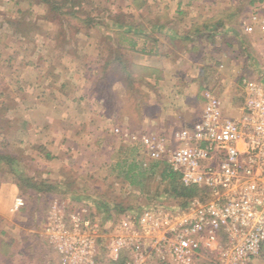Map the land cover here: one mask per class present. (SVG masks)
Listing matches in <instances>:
<instances>
[{
    "label": "crops",
    "instance_id": "1",
    "mask_svg": "<svg viewBox=\"0 0 264 264\" xmlns=\"http://www.w3.org/2000/svg\"><path fill=\"white\" fill-rule=\"evenodd\" d=\"M49 1L63 3V0ZM200 1L176 0V11H170V0H128L125 5L113 6L116 11L104 19L90 15L94 25L100 26H80L69 33L71 38L67 41V29L64 28L65 38H62L61 22L53 16L49 4L41 0H14L19 6L28 2L33 9V24L44 26V29H35L33 45L24 47L16 41L25 38V34L0 32V69L3 73L0 81L11 80L19 86L10 97L15 103L10 109L14 111L12 121L15 117H26L10 124L21 123L27 135H33L32 140L15 147L14 151L23 153L18 156L6 151L9 149L5 143L6 133L0 132L3 137L0 153L6 154L12 163L10 165L6 160L3 162L5 167L0 169V264L7 259L24 258L28 251L27 240L30 238L27 236L14 244L4 237L5 230L13 231L18 227L16 223L11 226L7 220L18 218L17 214L25 209L33 215V264H61L58 253L44 236L51 207L58 200L65 202L63 197L69 191L70 195H76L74 200L80 202L76 205L67 200L75 208H94L99 200L97 196H102L85 185L72 190L64 186L68 180L63 172L68 166L69 152L78 155L87 150L84 142L100 143L108 136L107 130L112 131L119 143H125L124 139L132 131L158 133L183 127L197 120L203 111V91L210 81L208 73L225 68L220 71L219 83L224 86L241 75H255L253 70H247L248 64L258 65L264 61V54L247 62L245 57L231 56L233 52L230 54L229 51L233 48L225 41V28L213 32L214 26L208 22L220 13L216 12L217 4L210 0ZM159 5L162 9L151 14L153 7ZM134 12L141 13L142 23L130 20ZM3 39L6 40L2 42ZM10 40H13L12 44ZM259 43L264 47V39ZM8 51L12 60L6 54ZM219 51H225L229 60L219 59ZM117 59L123 62L125 69L129 68V72L114 75L109 93L102 92L97 71ZM12 69L15 73L11 76L5 74ZM134 82L139 87H133ZM25 99L31 104L24 108L21 106ZM227 106L230 111L231 107ZM101 148L106 149L102 145ZM26 178L32 183L43 180L52 186L64 185L56 193L24 191L21 186ZM17 197H23L24 204L17 212H12ZM17 220L25 223V218ZM104 264L116 263L106 259ZM204 264L209 263L205 261Z\"/></svg>",
    "mask_w": 264,
    "mask_h": 264
},
{
    "label": "built area",
    "instance_id": "2",
    "mask_svg": "<svg viewBox=\"0 0 264 264\" xmlns=\"http://www.w3.org/2000/svg\"><path fill=\"white\" fill-rule=\"evenodd\" d=\"M248 34L264 35V1L249 17ZM241 77L244 105L227 116L222 99L203 91L200 117L164 132L132 131L125 143L145 169L164 163L201 196L181 207L163 201L103 219L86 207L56 201L44 225L61 264H251L264 247V61ZM254 65V66H255ZM255 66V67H256ZM231 113V112H230ZM24 204L17 197L11 208Z\"/></svg>",
    "mask_w": 264,
    "mask_h": 264
},
{
    "label": "rangeland",
    "instance_id": "3",
    "mask_svg": "<svg viewBox=\"0 0 264 264\" xmlns=\"http://www.w3.org/2000/svg\"><path fill=\"white\" fill-rule=\"evenodd\" d=\"M64 1L66 0H63V3ZM77 1L81 3L79 9H77L79 10L81 15L86 17H90V15L92 17L99 16L103 19L116 11L113 6L117 8L118 5H125V3L128 2V0ZM210 1H213L217 4L215 8L216 12L221 13V11L228 7H232L239 12V17L237 19V24H239L240 27V30L238 32L239 36L237 38V41H233L231 45V48H233L229 51L230 54L233 52L231 56L235 54V56L238 55L242 56V58L245 57L247 62L251 61L254 56L264 54V47L262 43H259L264 38L261 37L259 32H254L250 35L246 30V26L250 25L251 23L249 17L254 13V11H256V5L261 2L256 1V4H251L249 2L250 0ZM175 2L176 0H170L168 4L170 11H176ZM151 5L153 6V4ZM18 6L19 5H17L14 0H0V32L1 30H3L4 32L15 31L20 34L23 33L25 34V38H19L16 43H22V47H24L25 45H33V31H35V29L37 30V28L44 29V26L42 28L38 24H33V9L28 6V2H24L20 4L19 7ZM161 9L162 8L160 5L155 6V8L153 7V10L150 11V13L153 14L157 10ZM241 9L242 11L240 13ZM95 14L96 16H93ZM133 14L134 16H132V19L130 20L132 21L133 19H136V21L140 23L142 19L141 13L134 12ZM61 25H64V28L67 29L66 35L68 36L66 37V39L67 41H69V39L71 38V36H69V33L71 34L73 29H71L72 27L69 28L68 26H66V23L63 24L61 22ZM94 26L97 27L100 26V24H95ZM4 40L6 39H3L2 42H4ZM12 41L13 40H10L9 43L12 44ZM254 43L256 44L255 46L253 45ZM91 45L92 44H90V46ZM262 49L263 52L261 51ZM219 52L217 53V55L220 56V58L218 57L219 59H222L223 57L224 59L229 60V55L225 51ZM6 54L12 60L11 52L8 51ZM248 66V71L253 70V73H255L258 70V67H255L254 63L248 64ZM224 69L221 68L220 70H217V72L208 73L210 81L206 83V88L213 90L222 99L226 107H228L227 105L231 107V109L229 108L230 111L228 113L229 115L227 116H236V114H238L239 112V109L241 110L244 105V97L241 95L242 92L240 87V79L243 75H241V73V76H239L237 80L235 78L233 83L232 79H230L229 83L226 86H224V84L219 85V83L221 82L220 71ZM1 70L2 69H0V75L3 74ZM13 73H15V71L13 72L12 69L11 72L5 74L11 76ZM247 75L252 78L250 73ZM255 76L256 74L253 76V78ZM2 81H0V94L3 95V98L0 97V132L4 131V133H6L5 143L7 144V146H9V149L7 148L6 151H12L17 155L20 154L22 156L23 153L20 150L18 151L16 149V151H14L15 147L21 142L24 143V141H29L30 139L32 140L33 135L31 133L27 135V131H25L26 128L21 126V123L10 124L17 121V119L21 121V118L25 119L26 117L25 115L19 116L21 115L19 113V117H15V121H12V118H14L12 117L14 111H10V109L15 106V103L12 102V99L10 97H12L13 93H16L19 86L16 83H11V80H8V82L6 81V83H3L4 81ZM262 83L264 84V78L262 79ZM218 86H220L219 89H217ZM29 104H31L30 100L25 99L21 107L29 106ZM105 133L108 136L103 137L104 140H100L101 142L98 143L100 145L95 144V141L92 143L84 142L83 145L85 147L87 146L88 149H85V151H81V153L79 152L80 155H77L76 152H69L70 156L67 157L68 166L63 172L65 173V176L68 180L66 181L64 186H66V188H70V190L76 189L83 185L88 186L94 190H97L102 195L97 196L99 199L106 198L112 202L120 203L121 206L125 209L141 210L146 206L155 204L157 199L155 198V195L157 194V188H160L159 175H153L152 172L156 163L153 162V164H151V168L149 169L142 168L137 163V159L141 157L137 149L128 146L126 143H119L116 140L117 137L114 136L112 131L107 130L105 131ZM2 138L3 137L0 136V143L3 141ZM12 145L14 146V148L11 147ZM101 145L106 149L101 148ZM103 163H106V165H103ZM130 169H132V171H130ZM143 173H145V175H143ZM149 173L151 174V178L148 179L149 175L147 174ZM160 190L162 189L160 188ZM70 193L71 191H69V194L64 195V200H68V202L78 205L80 202L77 203L74 200L76 199V195L73 196L70 195ZM91 209L96 213L94 208ZM17 216L25 218V223L18 221L17 219H21L19 217H11V220H7V222L11 224V226L16 223L18 227L16 226L17 228H13V231H9L8 229L5 230L6 232L4 237L5 239H7V241H12V244H14V241L22 240L27 236L26 238H30V241L27 240L28 251L23 255L24 258H21L17 261L8 259L4 262V264H33V240L31 241V238H33V215H31L29 211L25 209L24 211H22V213L20 212L19 214H17ZM7 227L8 226H6L5 228ZM17 237L19 238L17 239ZM251 264H264V251L261 253V256Z\"/></svg>",
    "mask_w": 264,
    "mask_h": 264
},
{
    "label": "trees",
    "instance_id": "4",
    "mask_svg": "<svg viewBox=\"0 0 264 264\" xmlns=\"http://www.w3.org/2000/svg\"><path fill=\"white\" fill-rule=\"evenodd\" d=\"M41 1L43 3L49 4L50 10L52 11V13H54L53 16H55L59 22H62L63 24L66 23V26H68L69 28L72 27L71 29L73 30L78 29V27L80 26L92 27L94 25V19H92V17L83 16L80 14L79 10H77L81 5V3L77 0H66L64 3H54L49 0ZM256 1L261 2V0H250L249 2L251 4H255ZM242 9L240 10V13ZM238 17L239 12L236 11V9H233L232 7H228L223 12L216 14L212 18V20H209L208 22L210 24L212 23V26H214L213 32L218 31L219 28H225L223 29V33L225 34V41L227 42V44L232 45L233 41H237V38L239 36L238 32L240 30V27L239 24H237ZM62 29L64 31V25H62ZM61 35L62 38H65V36H63L65 35V31L61 32ZM116 44L119 45L118 41ZM122 64L123 62H120L117 59L113 62H107L97 71L96 76L99 79L98 83L101 84L100 89H102V92L109 93V88L111 87L110 80L113 78L114 75H122L127 72V70L129 72V68L125 69V67L123 66L124 64ZM132 71L135 70L133 69ZM136 85L139 87V85L134 82L133 87L137 88ZM6 160L10 163V165L12 164L10 162L11 160L6 154L0 153V169L5 167L3 162ZM130 171H132V169H130ZM152 172L153 175H159V187L162 189L160 190V188H157V194L155 195V198H157L156 203H161L163 201H172L177 202L178 205L181 207H185L187 206L189 200L197 196H201V190H199L198 188L184 187L180 181V176L177 173H174L164 163H156ZM143 175H145V173H143ZM147 175H149L148 179L151 178L150 173ZM23 182L25 183L22 184L21 188L24 191H29L33 189V191L38 190V192H41L45 190L51 193L58 192L60 188H63L62 185H64V183H57L56 185L52 186L50 184H47L43 180L40 182L32 183L30 178L24 179ZM93 206L96 213L100 214L101 217L105 220L116 219V217L120 213H123L125 211V208H123L120 203L112 202L106 198H101L97 200L95 202V205ZM200 264H204V262Z\"/></svg>",
    "mask_w": 264,
    "mask_h": 264
}]
</instances>
